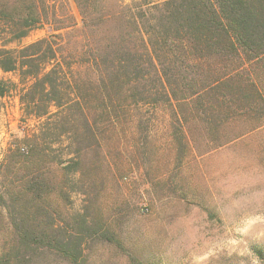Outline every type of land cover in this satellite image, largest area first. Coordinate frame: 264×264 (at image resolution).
I'll return each mask as SVG.
<instances>
[{
  "label": "rangeland",
  "instance_id": "obj_1",
  "mask_svg": "<svg viewBox=\"0 0 264 264\" xmlns=\"http://www.w3.org/2000/svg\"><path fill=\"white\" fill-rule=\"evenodd\" d=\"M68 2L79 17L74 0ZM48 34L39 30L23 43ZM0 80L19 82L2 71ZM261 107L256 102L222 123L217 113L205 112L206 121L203 110L184 107L177 115L161 103L132 104L76 171L64 161L67 135L25 118L18 97L0 99V261L264 264ZM214 131L219 141L229 140L215 150L208 139ZM35 136L48 148L44 159L15 152ZM23 227L35 229L30 235L35 232L38 244L28 243ZM57 236L65 253L47 241Z\"/></svg>",
  "mask_w": 264,
  "mask_h": 264
},
{
  "label": "trees",
  "instance_id": "obj_2",
  "mask_svg": "<svg viewBox=\"0 0 264 264\" xmlns=\"http://www.w3.org/2000/svg\"><path fill=\"white\" fill-rule=\"evenodd\" d=\"M74 3L80 19L68 0H0V71L19 79L0 80V99L18 97L25 118L69 137L68 169L78 171L84 153L100 145L99 135L132 104L161 103L177 115L184 107L203 110L223 123L257 102L264 125V87L257 78L264 65V0ZM45 29V37L23 43ZM208 139L213 150L229 142L215 131ZM47 149L38 136L15 146L30 159H44ZM23 230L28 243L38 244L31 227ZM47 241L65 253L59 236Z\"/></svg>",
  "mask_w": 264,
  "mask_h": 264
}]
</instances>
